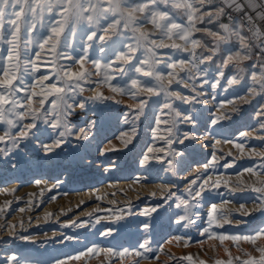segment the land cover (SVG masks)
I'll return each mask as SVG.
<instances>
[{
	"label": "rangeland",
	"instance_id": "1",
	"mask_svg": "<svg viewBox=\"0 0 264 264\" xmlns=\"http://www.w3.org/2000/svg\"><path fill=\"white\" fill-rule=\"evenodd\" d=\"M140 2L129 0L132 5ZM214 8L203 7V10L214 12ZM53 16L59 19L55 12H46L44 27L38 24L30 33L27 47L31 53L39 51L38 44L48 35L47 25ZM112 19L110 16L108 20H101L99 27L77 25L74 36L69 22L56 50L61 55L52 54L46 45L38 62L39 72L31 66L24 72L21 67L18 75L24 87L34 86L33 90L38 93L33 97L34 106L38 107L39 100L46 98L43 107L51 109L56 94H50L47 86H64L62 70H83L78 61L84 55L87 35L91 31H96L97 37L103 35L101 29ZM197 27L220 30L217 22L208 24L207 17L205 23L197 22ZM150 28L151 25H147L145 30ZM194 37L204 43L211 40L202 31L195 32ZM134 42L129 30L119 37L106 36L103 41L94 38L91 42L93 46L87 50L88 59L84 62V69L91 75L80 82L82 90L76 88L65 96L68 103L73 104L72 115L68 117L70 131L65 132L62 138L65 142L54 152H46L41 143L52 144L58 138L57 131H64L63 128L57 131L49 128L39 140L34 137L25 140L18 149H12L10 142L0 144V148L10 149L7 155L0 153V264H241L253 258L260 261L262 253L257 249L264 247V238H257L253 244L230 237L257 236L264 229V213L259 210L264 193L251 190V186L260 187L259 181L264 180V98L249 90L250 87L259 90L250 74L261 70L253 66L252 59L222 67L223 47L212 60L198 67L206 69V75H198L191 64H186L184 70L175 69L179 74L176 80L183 78L184 83L174 82L170 90H178L186 96L199 93L197 99L203 103L176 102L182 112L193 115L196 124L178 123L173 134L182 138V134L188 132L207 139L174 143L171 147L182 156L176 157L170 165L168 161L172 156L163 137L168 135L165 129L172 126V116L162 107L164 94L153 97L144 116L137 121L131 111L137 99L127 88L120 94L113 93L109 86L130 87L129 77L133 76L149 79L133 73L131 65H125L128 76L115 71V64L120 63L116 56L126 50L125 44ZM188 47L190 52L191 45ZM227 47H231L233 53L239 50L235 38ZM157 51L159 58L168 62L191 59L189 52L168 48ZM196 53L209 55L202 48H197ZM68 56L73 59H67ZM135 56L144 59L145 49H139ZM92 61L101 68L97 70ZM111 62H115L114 68L106 73L104 66ZM137 62L134 59L131 64ZM5 66L6 61L0 60V73ZM158 69L165 75L173 71L164 64ZM45 75L49 79L43 81L42 86L39 81ZM106 75L108 83L104 82ZM112 76L115 79H111ZM233 76L238 77L240 83L228 86L227 80ZM193 87L196 93L191 91ZM96 92L114 99H89ZM75 102H84L85 107H75ZM57 104L60 105V101ZM234 108L239 111H233ZM225 113L231 118L212 123ZM157 119L161 121L159 127ZM165 120L169 122L167 125L163 123ZM39 126L47 128L42 123ZM133 126L137 128L136 135L125 147L123 141L128 137L123 134L131 135ZM6 127L0 124V135ZM82 130L87 132V139L81 138ZM237 144H242L243 148H237ZM148 148L154 151L149 153ZM145 155L149 156L147 163ZM205 164L210 165L206 171ZM249 168L253 172L246 171ZM207 178L210 179L201 195L195 199L189 196L190 189L197 190L191 181L196 180L199 185ZM217 180L219 186H213V181ZM181 201H187V207ZM153 207L157 210L151 215L141 214ZM248 210L252 215L249 216ZM210 214L212 227L209 233H204ZM118 215L123 218L117 219ZM182 216L193 222L180 221ZM97 218H101L98 223ZM144 223L151 227L145 229ZM109 230L110 235H103ZM221 236L229 238L221 240ZM145 241L150 251L145 252L141 247ZM89 249L96 251L89 252ZM108 249L125 254L112 255ZM137 252L143 256H137ZM13 256L16 261L12 260Z\"/></svg>",
	"mask_w": 264,
	"mask_h": 264
},
{
	"label": "snow or ice",
	"instance_id": "2",
	"mask_svg": "<svg viewBox=\"0 0 264 264\" xmlns=\"http://www.w3.org/2000/svg\"><path fill=\"white\" fill-rule=\"evenodd\" d=\"M205 0H141L140 3L132 5L129 0H0V45H6L7 47H0V60L6 61V66L0 73V124H5L7 127L3 131V135H0V144L11 143L12 149L20 148V145L25 140H30L34 137L39 140L42 135L47 133V129L57 131L63 128L64 131H57L58 138L50 145H44L41 143V147L46 152H54L55 149L59 148L65 141L62 139L65 136V132L70 131L68 117L72 115L73 104L68 103L65 99L68 92L73 91L76 88H81V81L90 76L84 69V62L88 59L87 50L92 48V41L94 38L99 40H105L107 36L111 39L113 36L119 37L124 35L125 30L131 31L134 37V43L125 44V51H120L116 56V61L120 62L115 64V71L128 76V70L125 65H131L130 70L135 74H140L142 77L149 79L142 80L136 77H129L131 86L119 87L116 85H109L113 93L123 94L126 91L131 93L133 98L137 99L138 103L135 108L131 111L134 115V120H139L140 117L144 116L145 108L148 106L149 101L153 97H159L164 94L163 109H167L169 115L172 116V126L167 127L165 131L168 133L167 136L163 137L165 144L169 149V155L172 159L168 161L172 165L175 158L182 156V153L176 151L171 146L174 143L184 144L185 141H196L198 139H207V137H197L196 135L185 132L180 136L173 134V129L177 127L178 123L184 124H196V120L193 115L185 114L176 105L177 101L182 104H193L203 103L198 100L199 93H196L195 87L191 89L196 95L186 96L178 90H170L171 85L176 82L178 85L184 83L183 78L176 80L179 75L175 72L177 67L181 70L185 69L186 64H191L192 68L197 69L198 75H206V69H198V64L204 63L205 61L212 60L213 56L219 53L223 47L225 58L222 67H227L229 63L241 62L252 59L251 49L257 47L261 53L264 54V32L261 31L253 23V18L245 10V4L239 3L238 0H224L225 7H219L215 12L203 10ZM163 5V7H161ZM243 14L241 19L234 24L219 23V31H213L211 28L205 27L203 29L197 27V22L200 24L205 23L207 17V23L212 24L219 21L224 16L225 8H232ZM247 7L255 11L259 5L255 0H247ZM53 13L59 16V19L52 17L50 23L47 25L49 33L45 36L38 44L39 51L34 54L31 53L27 47L30 43L29 35L34 32L39 24L44 27V15L45 13ZM257 15L260 19L264 20V12H258ZM113 17L111 23L101 29L103 35L97 37L96 31H91L87 35V43L84 49V55H82L78 61L81 69L80 72H74L69 70H62L61 79L63 80V87H57L52 84L49 87L50 94L55 93L56 98L51 101V109H45L43 107L46 98L39 100V106L33 105V97H36L38 93L33 90L34 86L24 87L23 80L20 78L18 73L21 67L24 72L31 69L39 72L41 61V52L45 51V46H48L49 51L54 55H61L56 50L61 43V36L64 32L65 27L71 22L73 30L71 34L74 36V27L80 24H85L89 27H99L101 20H108L109 17ZM231 19V17H229ZM244 21L247 22L248 31L252 33L249 37L244 32ZM147 25H151V28L145 30ZM23 29V35H22ZM204 32L208 37L211 38L209 43H204L200 39L194 37L195 32ZM235 38L236 44L239 46V50L233 53L231 47H227L233 43ZM255 38L259 40V44H253L250 41ZM170 41L171 43H169ZM179 41V43L177 42ZM23 45V46H22ZM189 45H191V51L189 52ZM145 49V58L139 59L135 56V53L141 49ZM176 49L182 52H189L191 59L178 61H164L158 56L159 49ZM202 48L207 51L209 55L205 56L201 53L200 57H197L196 49ZM150 53V55H149ZM34 55V59L32 58ZM67 59H73L68 56ZM136 59L137 64H131L132 60ZM95 68L99 70L101 65L96 61H92ZM114 63L111 62L104 66L107 73L108 70L114 68ZM164 64L166 68L172 69L167 75L163 70H159L158 66ZM219 75L223 77V71L219 72ZM250 78L253 83L258 86L250 87V91L257 96L264 98V65H261V71L259 73L253 71L250 74ZM48 76H42L40 83L43 86V81L48 80ZM111 79H115L112 76ZM109 77L106 75L104 82L108 83ZM155 81V84L152 83ZM219 81H217V84ZM240 83V79L236 76L227 80L228 86H232ZM188 85L185 84V87ZM216 85H213L215 87ZM82 90V88H81ZM94 90V89H93ZM21 92L23 96L19 95ZM63 93V95H61ZM147 94V95H144ZM72 99V97H69ZM93 100H110L114 97H106L103 93L96 92V95L90 97ZM60 101V105L57 104ZM245 102H248L247 100ZM174 105H176L174 107ZM75 107L84 108V102H75ZM59 108V112L57 111ZM194 111V109H193ZM233 111H239L238 108H234ZM231 118L227 113L222 116H217L212 120L213 124H216L221 119ZM47 125V128H41L40 124ZM161 121L156 120V125L159 127ZM164 124H168L167 120L163 121ZM95 122H93V126ZM137 128L135 126L131 129V135L124 133L128 139L123 141L124 146L127 147L132 143L133 137L136 135ZM155 135V133H153ZM82 139H87V132L82 130ZM220 143V141H216ZM237 148H243L242 144H237ZM9 150L0 148V153L5 155L9 154ZM149 153L153 152V148H148ZM159 151H163L160 149ZM159 159V157H154ZM213 161L216 157L213 156ZM149 161V156H144V162ZM228 166V165H226ZM204 170L206 171L210 165L205 164ZM199 171V170H198ZM246 171L253 172V169L249 168ZM259 175L258 173H253ZM207 178L203 183L197 185L196 180H192L191 184L196 186L195 191L189 190V196L193 199L201 195V190L204 189V185L208 184ZM219 181H213V186L218 187ZM260 187L251 186V190L257 193H264V180H260ZM171 195V194H170ZM187 207V201H181ZM178 207L180 205H177ZM213 205V210H215ZM156 208L145 209L141 214L148 216L151 213L156 212ZM264 213V197L261 198L260 209ZM123 217L118 215L117 219ZM101 218H97V223ZM187 220L189 224L193 221L187 217L182 216L180 221ZM178 221V222H180ZM212 217L210 214L209 225L203 229L204 233H209V229L212 227ZM74 223V222H73ZM222 227V225H218ZM151 225L144 223V228L148 229ZM111 234V230L103 233L107 236ZM225 238L221 236L220 239ZM233 240H246L250 243L255 244L257 238H264V229H261L257 236H245V237H230ZM179 239V238H177ZM141 247L145 252L150 251L148 242L145 241ZM262 253L260 261L253 259L242 261L241 264H264V247L257 249ZM96 251L95 249H89V252ZM108 253L116 256H123L125 253L115 252L111 249L107 250ZM137 256H143V253L137 252ZM79 259V257H75ZM185 259H190L186 257ZM13 261H16V257H12ZM64 264V262H59ZM203 264V262H202ZM219 264V262H218Z\"/></svg>",
	"mask_w": 264,
	"mask_h": 264
},
{
	"label": "built area",
	"instance_id": "3",
	"mask_svg": "<svg viewBox=\"0 0 264 264\" xmlns=\"http://www.w3.org/2000/svg\"><path fill=\"white\" fill-rule=\"evenodd\" d=\"M239 3L245 4L246 6V11L248 14H250L253 18V23L261 29L262 32H264V20L260 19L259 16L257 15L258 12H264V0H255L258 7L255 11L247 7V0H238ZM204 8H214V12L217 8L219 7H225L224 0H205V4L203 6ZM225 15L220 18L219 21H216L218 24L219 23H228V24H234L235 22H238L241 17L243 16L242 13L236 11L234 9V6L232 8H225ZM231 17V19H229ZM244 32L246 35L249 37L252 36V33L248 31V25L247 22L244 21ZM253 44H259V40H255L253 38L251 41ZM251 56H252V64L257 70H261V65H264V54L261 53L260 49L257 47H253L251 49ZM197 57H200L197 55ZM203 63L198 64V67H202Z\"/></svg>",
	"mask_w": 264,
	"mask_h": 264
},
{
	"label": "bare ground",
	"instance_id": "4",
	"mask_svg": "<svg viewBox=\"0 0 264 264\" xmlns=\"http://www.w3.org/2000/svg\"><path fill=\"white\" fill-rule=\"evenodd\" d=\"M247 212H248L249 216L252 215V211H251V210H248ZM247 212H246V213H247ZM263 218H264V215H263ZM209 249H210V248H209Z\"/></svg>",
	"mask_w": 264,
	"mask_h": 264
}]
</instances>
